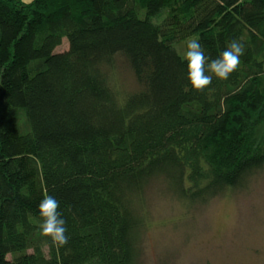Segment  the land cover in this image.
I'll return each instance as SVG.
<instances>
[{"label":"trees","instance_id":"trees-1","mask_svg":"<svg viewBox=\"0 0 264 264\" xmlns=\"http://www.w3.org/2000/svg\"><path fill=\"white\" fill-rule=\"evenodd\" d=\"M189 38L210 59L241 40L239 69L194 91ZM261 125L264 0H0V264H138L149 185L186 210L245 187ZM45 196L63 247L41 235Z\"/></svg>","mask_w":264,"mask_h":264},{"label":"rangeland","instance_id":"rangeland-1","mask_svg":"<svg viewBox=\"0 0 264 264\" xmlns=\"http://www.w3.org/2000/svg\"><path fill=\"white\" fill-rule=\"evenodd\" d=\"M187 42L176 45L183 58ZM67 49L63 40L56 52ZM116 64L120 83L136 89L125 61L117 58ZM254 141L259 148L264 145V125L255 129ZM144 207L147 225L138 264H264V167L245 187L189 210L162 181H154L146 190Z\"/></svg>","mask_w":264,"mask_h":264},{"label":"clouds","instance_id":"clouds-1","mask_svg":"<svg viewBox=\"0 0 264 264\" xmlns=\"http://www.w3.org/2000/svg\"><path fill=\"white\" fill-rule=\"evenodd\" d=\"M185 52L187 62V79L196 92L210 89L213 77L227 80L230 75L239 69L241 56L245 54L241 40H232L226 50L216 59H210L204 53L203 46L194 38H189ZM210 73V74H209ZM59 201L53 196H45L39 204L41 235L48 238L57 247L67 245L68 229L62 213L58 211Z\"/></svg>","mask_w":264,"mask_h":264}]
</instances>
